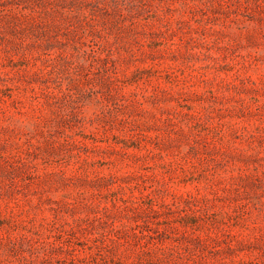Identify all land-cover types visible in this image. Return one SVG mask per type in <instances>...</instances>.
<instances>
[{
    "label": "rangeland",
    "instance_id": "rangeland-1",
    "mask_svg": "<svg viewBox=\"0 0 264 264\" xmlns=\"http://www.w3.org/2000/svg\"><path fill=\"white\" fill-rule=\"evenodd\" d=\"M0 264H264V0H0Z\"/></svg>",
    "mask_w": 264,
    "mask_h": 264
}]
</instances>
